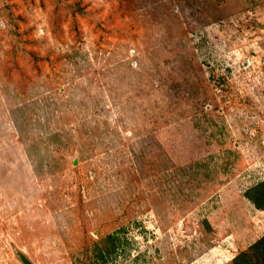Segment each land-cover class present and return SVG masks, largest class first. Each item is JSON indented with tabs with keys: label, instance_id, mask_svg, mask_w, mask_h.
I'll return each mask as SVG.
<instances>
[{
	"label": "rangeland",
	"instance_id": "rangeland-1",
	"mask_svg": "<svg viewBox=\"0 0 264 264\" xmlns=\"http://www.w3.org/2000/svg\"><path fill=\"white\" fill-rule=\"evenodd\" d=\"M253 196L264 0H0V264H256Z\"/></svg>",
	"mask_w": 264,
	"mask_h": 264
},
{
	"label": "trees",
	"instance_id": "trees-1",
	"mask_svg": "<svg viewBox=\"0 0 264 264\" xmlns=\"http://www.w3.org/2000/svg\"><path fill=\"white\" fill-rule=\"evenodd\" d=\"M255 191H256V189H255ZM253 192H254V190H253ZM251 199L255 202L257 207L264 208V202L261 201L258 197L253 196V197H251ZM252 246H253V249L255 248L258 255L260 256L258 261L256 260V262H257L256 264H264V236L259 238ZM234 261H235V264H254L250 261V258L247 257V255L245 253H241V254L237 255V257H235Z\"/></svg>",
	"mask_w": 264,
	"mask_h": 264
},
{
	"label": "water",
	"instance_id": "water-1",
	"mask_svg": "<svg viewBox=\"0 0 264 264\" xmlns=\"http://www.w3.org/2000/svg\"><path fill=\"white\" fill-rule=\"evenodd\" d=\"M21 258H22L24 264H32L31 261L29 260V258L26 257L25 255L21 254Z\"/></svg>",
	"mask_w": 264,
	"mask_h": 264
}]
</instances>
